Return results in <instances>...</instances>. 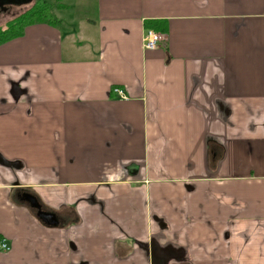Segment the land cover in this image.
<instances>
[{
    "label": "crops",
    "instance_id": "1",
    "mask_svg": "<svg viewBox=\"0 0 264 264\" xmlns=\"http://www.w3.org/2000/svg\"><path fill=\"white\" fill-rule=\"evenodd\" d=\"M62 5L0 43V264H264V0Z\"/></svg>",
    "mask_w": 264,
    "mask_h": 264
},
{
    "label": "trees",
    "instance_id": "2",
    "mask_svg": "<svg viewBox=\"0 0 264 264\" xmlns=\"http://www.w3.org/2000/svg\"><path fill=\"white\" fill-rule=\"evenodd\" d=\"M62 6L63 5L61 2L57 8H61ZM47 11H48L47 8L35 9L29 13L20 16L16 21L12 22L5 29L0 28V43L18 36L22 32L25 26L32 24L34 22L48 21L52 24L58 23L59 20L56 19L54 14L49 13L48 15H46Z\"/></svg>",
    "mask_w": 264,
    "mask_h": 264
},
{
    "label": "rangeland",
    "instance_id": "3",
    "mask_svg": "<svg viewBox=\"0 0 264 264\" xmlns=\"http://www.w3.org/2000/svg\"><path fill=\"white\" fill-rule=\"evenodd\" d=\"M61 0H33L30 4H21L19 6L7 7L5 10L0 9V28L5 29L12 22L16 21L23 14L29 13L38 8H47V14H54Z\"/></svg>",
    "mask_w": 264,
    "mask_h": 264
},
{
    "label": "built area",
    "instance_id": "4",
    "mask_svg": "<svg viewBox=\"0 0 264 264\" xmlns=\"http://www.w3.org/2000/svg\"><path fill=\"white\" fill-rule=\"evenodd\" d=\"M163 36L154 31L153 29H146L143 33L142 36V45L144 49L147 50H153L158 47V45L162 42ZM113 91L118 95V96H123L122 89H119L118 87H115ZM10 246L8 243H6L5 240H0V250L7 251L9 250Z\"/></svg>",
    "mask_w": 264,
    "mask_h": 264
},
{
    "label": "water",
    "instance_id": "5",
    "mask_svg": "<svg viewBox=\"0 0 264 264\" xmlns=\"http://www.w3.org/2000/svg\"><path fill=\"white\" fill-rule=\"evenodd\" d=\"M32 0H0V9L5 10L6 6L8 5H21V4H27L30 3ZM27 200H29L32 204V206H35L38 208V204L36 203V200L33 197H27ZM38 216L43 219V221L50 223L52 222L49 217L50 215H47L45 213H38Z\"/></svg>",
    "mask_w": 264,
    "mask_h": 264
},
{
    "label": "flooded vegetation",
    "instance_id": "6",
    "mask_svg": "<svg viewBox=\"0 0 264 264\" xmlns=\"http://www.w3.org/2000/svg\"><path fill=\"white\" fill-rule=\"evenodd\" d=\"M12 6H19V5H8V6H6V8H7V7H12Z\"/></svg>",
    "mask_w": 264,
    "mask_h": 264
}]
</instances>
